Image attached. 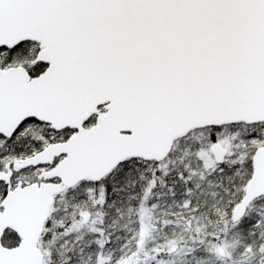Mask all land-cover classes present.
I'll use <instances>...</instances> for the list:
<instances>
[{"label": "snow or ice", "instance_id": "6c2138e0", "mask_svg": "<svg viewBox=\"0 0 264 264\" xmlns=\"http://www.w3.org/2000/svg\"><path fill=\"white\" fill-rule=\"evenodd\" d=\"M0 264H264V0H0Z\"/></svg>", "mask_w": 264, "mask_h": 264}]
</instances>
